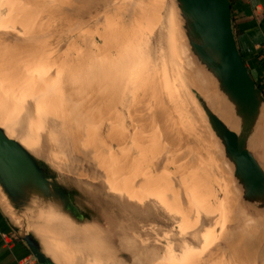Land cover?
<instances>
[{"label":"rangeland","instance_id":"rangeland-1","mask_svg":"<svg viewBox=\"0 0 264 264\" xmlns=\"http://www.w3.org/2000/svg\"><path fill=\"white\" fill-rule=\"evenodd\" d=\"M182 25L174 0H0V128L88 222L36 200L15 221L62 264H264L259 229L230 251L261 212L192 93L208 96Z\"/></svg>","mask_w":264,"mask_h":264},{"label":"water","instance_id":"water-1","mask_svg":"<svg viewBox=\"0 0 264 264\" xmlns=\"http://www.w3.org/2000/svg\"><path fill=\"white\" fill-rule=\"evenodd\" d=\"M182 18V28L194 67H200L214 80L215 88L233 110L236 131L230 130L209 108L202 95L192 93L240 189L241 201L253 210L264 211V164L250 148L262 130L264 92L257 86L237 46L229 0H174ZM192 72V70H191ZM0 185L7 200L18 209L36 200L80 225L87 218L73 203L69 190L34 159L19 142L0 128ZM89 224V223H88ZM36 264H56L42 250L36 238L24 228L16 229Z\"/></svg>","mask_w":264,"mask_h":264},{"label":"crops","instance_id":"crops-1","mask_svg":"<svg viewBox=\"0 0 264 264\" xmlns=\"http://www.w3.org/2000/svg\"><path fill=\"white\" fill-rule=\"evenodd\" d=\"M231 8L238 49L251 77L256 84L261 83L259 86L264 92V0H235ZM42 212L37 210L35 215L43 218L45 214L42 216ZM16 215V208L8 200L5 206L0 203V264H36L17 237ZM30 234L36 238L33 233ZM36 240L44 251L41 241ZM46 255L56 264H62L48 253Z\"/></svg>","mask_w":264,"mask_h":264},{"label":"bare ground","instance_id":"bare-ground-1","mask_svg":"<svg viewBox=\"0 0 264 264\" xmlns=\"http://www.w3.org/2000/svg\"><path fill=\"white\" fill-rule=\"evenodd\" d=\"M191 69V68H190ZM192 70H195V72L197 74H200V81L203 82L206 85L207 88V97L205 98L203 95L202 97L204 98V100L206 101L207 105L209 106V108L211 109V111L221 120L224 121L226 123H228L230 126H232L233 128L236 129V122L235 119L233 117V110H232V106L225 101L222 97L221 94L217 92L215 86L212 83L211 78L209 77V75H207L200 67H192ZM204 85V86H205ZM156 112V111H155ZM260 125L262 126V130L259 132V134H257L254 138L253 141L251 142V146L254 149V152L257 154V156L259 157V159L263 162L264 164V111L262 113L261 119H260ZM5 134L7 135V137L15 140L14 138L10 137L9 134H7L6 131H4ZM17 141V140H16ZM18 142V141H17ZM19 144H21L23 147L27 148L25 146V144L23 145L21 142H19ZM34 144V143H33ZM32 144V145H33ZM34 149V148H33ZM34 151V150H33ZM68 152V151H67ZM88 152V151H87ZM102 155V154H101ZM76 157V156H75ZM163 169V168H162ZM56 179V178H55ZM57 180V179H56ZM116 184V183H115ZM122 184V183H121ZM236 186V185H234ZM120 187V186H119ZM228 187V186H227ZM237 187V186H236ZM67 189V188H66ZM133 189V188H132ZM68 190V189H67ZM117 191V190H116ZM232 191V190H231ZM70 192V190H69ZM124 197H126V199H133L134 197H136V195L134 193H123ZM122 195V194H120ZM236 195V194H235ZM239 195V194H238ZM123 198V197H122ZM235 198V197H234ZM237 198V197H236ZM124 199V198H123ZM121 200V199H118ZM137 201V199H135ZM238 200V199H237ZM236 201V200H235ZM5 202H7L6 200V196L4 195L1 185H0V203L1 205L5 206ZM118 202V201H117ZM115 203V202H114ZM229 203V202H228ZM117 204V203H116ZM45 206V205H44ZM120 206V205H119ZM236 206V204H235ZM235 206L233 207L232 205V210L235 208ZM239 206V205H238ZM122 207V206H120ZM123 209V208H122ZM241 209V208H240ZM53 210V209H52ZM236 210V209H235ZM243 210V209H242ZM241 213H243L241 211ZM235 215V214H234ZM246 214H242V217H244L246 219L245 224H242V226L240 228L234 229L232 230L230 233L231 236V240H240V242H242V247H240L241 249L237 248L238 245L235 247H229L230 251L233 250L235 251L234 254H239V255H243L246 252V245L248 244V242L250 241L251 238V234L255 233V232H259L257 229L261 230L260 232L263 233L264 231V211L262 213H260L259 215H257L256 217H254L253 215H251V218H248L245 216ZM228 216V215H227ZM248 216V215H247ZM46 217V216H45ZM50 217V216H49ZM241 217V218H242ZM47 218V217H46ZM238 218V217H237ZM239 220V219H238ZM45 223H47V225L50 223L49 221H45ZM44 223V224H45ZM52 224V223H50ZM49 224V225H50ZM46 225V226H47ZM51 226V225H50ZM229 228V227H228ZM227 228V229H228ZM216 229V228H215ZM50 229H48L49 231ZM54 230V229H53ZM52 231V230H51ZM54 232V231H53ZM83 234V233H82ZM229 235V234H228ZM54 235H52L53 237ZM54 239L56 237H53ZM202 242L203 241H207V238L202 237ZM51 239V237L49 238ZM53 240V239H52ZM51 241V240H50ZM55 242V241H54ZM226 242V241H225ZM239 242V244H240ZM52 245V244H51ZM197 249V248H196ZM239 249V251H238ZM264 249V244L260 245L258 248H256V255L262 252V250ZM52 251V250H51ZM196 251V250H195ZM225 256V255H224ZM244 256V255H243ZM259 256V255H258ZM223 257V256H222ZM227 257V256H225ZM242 257V256H241ZM262 259V258H261ZM212 262V261H211ZM252 263V262H251ZM230 264V263H229Z\"/></svg>","mask_w":264,"mask_h":264},{"label":"trees","instance_id":"trees-1","mask_svg":"<svg viewBox=\"0 0 264 264\" xmlns=\"http://www.w3.org/2000/svg\"><path fill=\"white\" fill-rule=\"evenodd\" d=\"M230 1V4H231V7L233 6V4H234V1L235 0H229ZM257 86L260 88V86H259V84L257 83ZM261 89V88H260Z\"/></svg>","mask_w":264,"mask_h":264}]
</instances>
